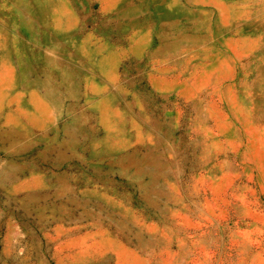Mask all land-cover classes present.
<instances>
[{
	"label": "rangeland",
	"instance_id": "obj_1",
	"mask_svg": "<svg viewBox=\"0 0 264 264\" xmlns=\"http://www.w3.org/2000/svg\"><path fill=\"white\" fill-rule=\"evenodd\" d=\"M0 264H264V0H0Z\"/></svg>",
	"mask_w": 264,
	"mask_h": 264
}]
</instances>
